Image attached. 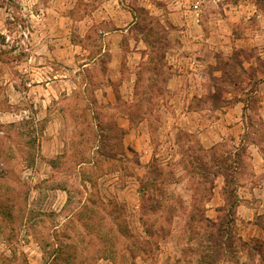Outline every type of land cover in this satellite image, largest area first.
<instances>
[{"label": "rangeland", "instance_id": "1", "mask_svg": "<svg viewBox=\"0 0 264 264\" xmlns=\"http://www.w3.org/2000/svg\"><path fill=\"white\" fill-rule=\"evenodd\" d=\"M103 2L108 14L100 20L92 12ZM22 29L29 30L24 41ZM51 38L67 45L61 57L68 62L49 58ZM235 53L233 63L253 81L244 74V91L218 92L221 61ZM42 56L57 77L36 99L28 82L50 80L33 70ZM263 64L264 8L253 0H0V264H47L61 244L77 264H196L200 239L183 230L189 221L180 202L189 206L194 193L204 201L186 160L191 149L217 143L233 153L245 139L238 206L262 184ZM121 111L137 112L134 122ZM98 115L124 130L120 160L97 153ZM111 142L118 154L119 134ZM154 159L169 175L164 196L176 210L172 220L149 211L155 226L170 231L164 237H149L140 219V183ZM209 177L206 214L216 218L224 178ZM238 206L237 231L250 242L238 264H264V249L251 248L264 242V212L245 220Z\"/></svg>", "mask_w": 264, "mask_h": 264}, {"label": "trees", "instance_id": "2", "mask_svg": "<svg viewBox=\"0 0 264 264\" xmlns=\"http://www.w3.org/2000/svg\"><path fill=\"white\" fill-rule=\"evenodd\" d=\"M237 0H235L236 2ZM259 8H264V0H253ZM235 55L228 57L226 60L221 61L222 66L220 71L222 76L214 80V89L218 92L222 91L224 86L228 88V92H234L236 90L244 91L242 86V76L248 74L250 80L253 81V74L248 73L247 70L237 62L235 65ZM264 68V64L262 65ZM249 81V82H252ZM231 88V89H230ZM250 92H254V89H250ZM255 96L250 95L249 101H253ZM119 100V97H118ZM238 101H244L238 99ZM246 103V102H245ZM91 104L97 105V99H93ZM124 102V109L130 110V106ZM245 110L248 108V104H245ZM122 112V111H121ZM126 115L130 121L134 122V116L137 112H122ZM96 121L93 125V132L97 137L98 144L97 153L103 157V160H120V157L124 154L121 138L124 134V130L115 121L106 122L100 115L95 117ZM113 134H119L120 136V151L118 154L114 150L111 137ZM256 143V142H252ZM222 143H217L209 149H204L199 146L194 150L191 149V153L188 155L187 165L188 172L190 174V182L197 192L201 191L203 197V205L198 203L197 193L192 195V202L183 206L182 214L188 218V223L185 224L183 230H190L191 240L200 239L198 246L193 249L189 245L188 249L195 250L198 259L196 264H226L228 262L234 263V259H237L240 248H249V241L243 239V237L237 231V215L236 207L238 206V197L236 194V185L240 182L243 174V170L246 167L245 155L249 144L243 139L241 145L236 147L234 152L225 150ZM94 161V167H97ZM98 165L101 168L100 162ZM213 173L215 176L222 175L224 178L223 187V205L218 207V215L216 218H211L206 214V203L210 201L213 193L214 179L209 177V174ZM91 182V180H89ZM170 181L168 173L158 163L157 159H154L149 165L147 173L141 179L140 183V219L143 229L149 237L162 236L164 234H170L166 230L164 225L153 224L149 219V211L162 209L166 213L167 220L174 218L175 205L170 202L169 197L164 196L163 185ZM192 187V188H193ZM167 232V233H166ZM66 246L61 244L55 248V253L51 260H46L47 264H77L76 261L71 260L65 256L69 251L66 250ZM252 249L263 253L264 242L257 241L251 246ZM77 250H75L76 252ZM71 255V253H69ZM190 262V261H189ZM239 263V260L235 262ZM115 264L117 262L115 261ZM184 264H189L188 262Z\"/></svg>", "mask_w": 264, "mask_h": 264}, {"label": "crops", "instance_id": "3", "mask_svg": "<svg viewBox=\"0 0 264 264\" xmlns=\"http://www.w3.org/2000/svg\"><path fill=\"white\" fill-rule=\"evenodd\" d=\"M107 3L108 2H103L102 4H100V6L92 12L93 15H96L97 12H100L99 13L100 20H103L104 18H106L108 13H107V10H104V6ZM121 13H124L126 17L127 16L129 17L131 14L130 11H127L125 8L121 7L120 5V14ZM125 21L124 23L120 25L121 32L127 30L126 28L124 30L122 28L124 26L126 27V25L128 24L130 25L131 23V21H128L127 19ZM105 33L107 34L108 32H105ZM61 44L62 43L59 38H51L46 41V47L48 49L49 58H54L56 56L57 58H59V60L68 62L69 59L61 57L62 51L65 52L67 50V45L65 44V46L63 47ZM50 45H53V46L56 45L57 47L54 48L52 46L50 48ZM41 58H42V61L40 62V64L34 65L33 70L37 72L39 76H41L42 72H44L48 76V78H50V80H47L45 84H43L40 81L41 79L38 80V84H33L32 82H28V85L32 86L30 94L35 95L36 99H39V98L41 99L42 94H44L43 91L40 89V87H42L44 90L46 87L45 85H49L52 88L55 87L54 86V84L56 83L55 77H57V75H55V73L53 72H52L53 77L49 75V73L51 72H49L48 68L53 69V67L49 66V64L47 63V57L42 56ZM87 64L89 63H84L82 66H87ZM123 83L126 84V81L124 80ZM262 212H264V177L262 179V184H260L259 186H254L252 188L251 195L246 196V199L244 200V202H241V204L238 206V214H240V216L245 220H253L254 215L260 214Z\"/></svg>", "mask_w": 264, "mask_h": 264}, {"label": "built area", "instance_id": "4", "mask_svg": "<svg viewBox=\"0 0 264 264\" xmlns=\"http://www.w3.org/2000/svg\"><path fill=\"white\" fill-rule=\"evenodd\" d=\"M21 38H22V41L29 38V30L28 29H22ZM6 41L10 42L12 46L18 47L20 45V41L15 40L11 34L6 35Z\"/></svg>", "mask_w": 264, "mask_h": 264}]
</instances>
